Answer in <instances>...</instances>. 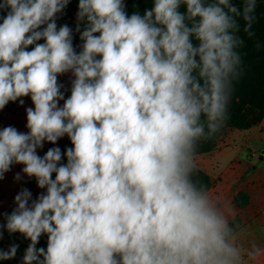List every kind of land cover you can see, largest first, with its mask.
<instances>
[{
  "label": "clouds",
  "instance_id": "9594fccd",
  "mask_svg": "<svg viewBox=\"0 0 264 264\" xmlns=\"http://www.w3.org/2000/svg\"><path fill=\"white\" fill-rule=\"evenodd\" d=\"M70 2L0 0V110L32 103L26 132L0 129V180L23 165L43 190L22 188L0 213V228L30 241L21 264H240L190 174L197 142L229 118L239 20L253 36L257 0H152L131 14L126 0H78L75 28L58 26ZM65 136L71 147L39 154ZM18 248H0V261Z\"/></svg>",
  "mask_w": 264,
  "mask_h": 264
},
{
  "label": "rangeland",
  "instance_id": "374dc122",
  "mask_svg": "<svg viewBox=\"0 0 264 264\" xmlns=\"http://www.w3.org/2000/svg\"><path fill=\"white\" fill-rule=\"evenodd\" d=\"M77 1L72 0L58 14L57 24H68L75 28ZM2 22V20H0ZM74 44L79 45V34L74 33ZM71 73L59 77L64 84L65 98L70 95ZM24 104L20 105L19 100L11 108L0 110V129L6 126H14L22 132H26L25 109L32 107L30 97H22ZM61 105L63 101L60 102ZM59 146L45 143L43 149L38 150L42 156L49 148ZM193 164L209 174L212 185L205 195L211 205L217 209L227 221H235L230 226V242L240 250L242 260L240 264H264V256L258 260H249L247 253L253 246L264 249V118L250 128L238 129L226 126L219 138L216 147L209 152L193 156ZM23 165H13L11 171L0 180V213H10L14 208V197L22 189H29L33 198L42 189H38L34 178L25 176L22 172ZM21 173L20 180H14L16 173ZM237 189L243 190L248 195V204L238 207L230 203L232 195ZM4 217L0 216V223H4ZM1 229V228H0ZM1 231V230H0ZM0 239V248L7 250L13 244L9 233L5 230Z\"/></svg>",
  "mask_w": 264,
  "mask_h": 264
},
{
  "label": "trees",
  "instance_id": "16d2710c",
  "mask_svg": "<svg viewBox=\"0 0 264 264\" xmlns=\"http://www.w3.org/2000/svg\"><path fill=\"white\" fill-rule=\"evenodd\" d=\"M76 1L78 3V0ZM234 2H238V0H234ZM151 5L152 0H126L129 14L134 11L142 13L144 9L150 8ZM255 16L256 20L251 29L254 33L253 36H249L244 32V21L239 20L240 31L236 34L244 41L243 45L237 49L242 57L241 75L233 83V92L228 108L229 118L215 135L208 139L201 138L197 142L194 156L212 151L226 126L247 129L259 124L264 118V0H257ZM40 43H43V41H40ZM17 101L9 102L5 108H13ZM202 122L205 123V132L207 133V125L203 118ZM58 143L62 152L66 147H71V143L66 136L60 139ZM190 176L197 189L206 195L212 185L209 174L193 164ZM248 199L246 192L237 189L232 195L230 203L244 208L248 204ZM227 223L230 227L235 224V221H227ZM0 230L3 231L4 229L1 228ZM8 236L13 239L12 243L19 245V248L14 259L0 261V264H21L24 251L30 241L19 233L9 234ZM46 243L47 237L42 235L37 247H46Z\"/></svg>",
  "mask_w": 264,
  "mask_h": 264
}]
</instances>
